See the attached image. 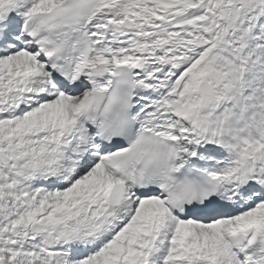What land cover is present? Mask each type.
<instances>
[{
    "label": "snow or ice",
    "instance_id": "1",
    "mask_svg": "<svg viewBox=\"0 0 264 264\" xmlns=\"http://www.w3.org/2000/svg\"><path fill=\"white\" fill-rule=\"evenodd\" d=\"M0 264H264V0H0Z\"/></svg>",
    "mask_w": 264,
    "mask_h": 264
}]
</instances>
